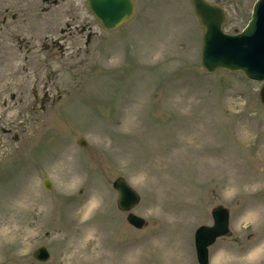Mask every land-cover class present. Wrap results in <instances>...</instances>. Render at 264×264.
I'll list each match as a JSON object with an SVG mask.
<instances>
[{
  "label": "rangeland",
  "instance_id": "obj_1",
  "mask_svg": "<svg viewBox=\"0 0 264 264\" xmlns=\"http://www.w3.org/2000/svg\"><path fill=\"white\" fill-rule=\"evenodd\" d=\"M211 1L228 32L253 2ZM133 2L111 29L85 0L72 18L63 3L1 23L0 264H198L193 230L217 203L231 234L209 245L206 264H264L260 82L202 68L189 0ZM66 21L73 33L61 37ZM58 37L62 48L48 45ZM116 175L139 193L142 227L117 209ZM39 244L45 260L31 256Z\"/></svg>",
  "mask_w": 264,
  "mask_h": 264
},
{
  "label": "water",
  "instance_id": "obj_2",
  "mask_svg": "<svg viewBox=\"0 0 264 264\" xmlns=\"http://www.w3.org/2000/svg\"><path fill=\"white\" fill-rule=\"evenodd\" d=\"M103 28L111 29L127 20L134 9L133 0H86ZM192 11L202 26L199 48V63L206 71L222 68L239 71L246 78L260 82L256 90L257 98L264 107V0H253L249 17L239 29L228 32L223 29L226 12L222 5L211 0H189ZM80 145L85 139L78 137ZM41 182L50 188L49 179L44 176ZM116 190L115 205L125 211V219L135 227H142L146 219L131 208L139 201V193L122 175L111 181ZM211 223H200L193 230V246L198 264L208 262V248L216 236L230 235L228 208L220 203L210 209ZM49 251L44 244L31 250L36 260H45Z\"/></svg>",
  "mask_w": 264,
  "mask_h": 264
},
{
  "label": "flooded vegetation",
  "instance_id": "obj_3",
  "mask_svg": "<svg viewBox=\"0 0 264 264\" xmlns=\"http://www.w3.org/2000/svg\"><path fill=\"white\" fill-rule=\"evenodd\" d=\"M73 2H74V0H0V25H1V23H5L8 18L13 20L17 17H19V18L22 17V19H25L26 17H28L32 13L34 15L38 16L39 13L51 12L56 7L63 9L64 8L63 3H67V5L64 9H66L65 11L72 13L71 17H70V18H72L73 17V10H74L73 9ZM85 3L87 5L86 0H85ZM87 7L89 8L88 5H87ZM89 10H90L91 14L95 17L92 10L90 8H89ZM29 12H30V14H28ZM65 25H66V28H63V27L59 28L61 37H64V35H66L67 33L69 36L73 33V29L71 28V24L68 21L65 22ZM6 28L11 30L9 32H16V31L20 30L19 28H16V30L14 29L15 31L10 27H6ZM74 28H78L79 31L80 30L83 31L85 29V26L84 25H81L79 27L74 26ZM64 31H66V34ZM90 33H91L90 30H87L85 32V38H84L85 43L88 41V39L90 37ZM59 41H60L59 37L58 38H50L48 45L49 46H56L58 48H62V43ZM42 43L47 44V42H42ZM44 97L46 98L47 94L44 93ZM40 106H42V104ZM221 236H225V235L216 236L212 243H214L217 240V238H219ZM212 243H210L209 245H211ZM209 245L207 246V248L209 247Z\"/></svg>",
  "mask_w": 264,
  "mask_h": 264
}]
</instances>
